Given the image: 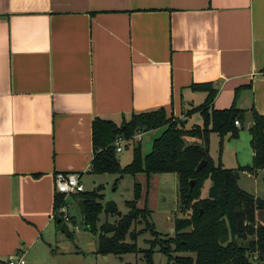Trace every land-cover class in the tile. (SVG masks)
Segmentation results:
<instances>
[{"label": "crops", "instance_id": "obj_1", "mask_svg": "<svg viewBox=\"0 0 264 264\" xmlns=\"http://www.w3.org/2000/svg\"><path fill=\"white\" fill-rule=\"evenodd\" d=\"M263 70L264 0H0V264L50 244L54 175L82 182L95 119L163 108L188 123L206 96L191 88L211 83L213 109L234 105L251 126V110L264 116ZM238 138L220 154L211 133L216 166L252 164Z\"/></svg>", "mask_w": 264, "mask_h": 264}, {"label": "trees", "instance_id": "obj_2", "mask_svg": "<svg viewBox=\"0 0 264 264\" xmlns=\"http://www.w3.org/2000/svg\"><path fill=\"white\" fill-rule=\"evenodd\" d=\"M191 90L205 93L206 96L201 105L187 113H198L202 119L201 126L195 125L189 130L185 129V122L168 118L163 108L132 114L130 120L121 125L95 119L92 124L94 156L89 172L98 176L122 173L143 175L146 180L145 199L151 176L165 173L176 176L180 211L185 212L187 217L175 218L174 236L160 244L161 254L172 264H261L264 262V226L257 223L256 214L264 209V205L238 188L235 174L264 170V116L251 110L252 125L248 130L249 146L253 152L252 164L237 170H225L221 164L216 166L210 159L209 136L211 133L219 135L221 154L223 140L228 134L233 139L239 137L238 127L244 121V111L237 110L234 105L224 111L214 110L213 98L217 90L211 83L193 85ZM235 121H238V127ZM162 127L163 133L153 141L151 151L143 155L140 146L135 147L131 163L122 168L113 147L115 139L122 136L131 140L138 133L146 134ZM200 162H205L206 166L196 172ZM208 180L211 187L207 198H202L201 189ZM191 182H194V186L190 190ZM73 196L78 200L85 229L98 236V255L121 256L138 252L134 242L141 232H136L133 226L146 222L151 215L146 200L143 208L137 206L143 198L140 184L134 185V199L125 204L128 212L121 216L117 214L114 203L102 204L100 189ZM54 199L55 207L62 202L61 196L55 195ZM101 214L107 218L117 217V221L113 224L104 222L98 228ZM73 220L75 218L72 216ZM55 221L57 223L58 220ZM156 241L151 242L150 250L143 252L146 264H154L152 256ZM171 253L187 256L173 258Z\"/></svg>", "mask_w": 264, "mask_h": 264}, {"label": "rangeland", "instance_id": "obj_3", "mask_svg": "<svg viewBox=\"0 0 264 264\" xmlns=\"http://www.w3.org/2000/svg\"><path fill=\"white\" fill-rule=\"evenodd\" d=\"M201 96V95H199ZM200 98V97H198ZM199 99L196 101V106L201 105L203 102ZM189 117L192 115L187 114ZM201 121V116L197 114L196 117L191 118L186 123L185 129H191L196 121ZM243 124L240 127V146L242 151L251 149L249 146L250 133L248 119L244 117ZM164 128L157 130L147 131L143 134L141 142H130L127 146L123 147V151L118 154L120 159L119 164L122 168L131 163L134 148L140 146L143 155H147L151 151L152 143L155 139L159 138L163 133ZM247 172L242 174L238 173L237 185L240 190L253 195L264 205V170L249 174ZM236 177V175H235ZM150 185L145 199V185L146 180L143 175L131 176L129 174H103L93 175L90 172L83 176L82 182L84 184V191H98L102 195V204L112 202L117 206L118 212L121 215L127 214L128 210L125 207L127 202L134 199V185L140 184L142 186V200L138 202V208L146 206L150 210L151 215L146 222L135 224L133 228L136 232H141L135 240L138 252L134 254H124L121 256H100L97 254V240L98 236L91 234L85 229L83 224V217L80 214L78 200L69 201V213L75 218V223L69 225V231L72 234L67 237L65 234L60 233L58 230L55 232L50 244L42 254H31L29 262L26 257V264H146L144 258V251L151 248V242L156 241V248L152 256L154 264H172L168 258L160 252V244L162 241L172 238L175 234L174 220L175 218H184L185 212L180 211L177 196V180L173 174L165 173L164 175H153L149 178ZM211 187V182L208 180L204 183L201 189V197L207 198V192ZM260 220L264 226V209L260 212ZM117 217H106L101 214L97 227L99 228L104 222L115 223ZM147 224V225H146ZM132 228V229H133ZM126 242L129 243L128 240ZM173 258L187 255H180L171 253ZM31 262V263H30ZM261 264H264L262 262Z\"/></svg>", "mask_w": 264, "mask_h": 264}, {"label": "built area", "instance_id": "obj_4", "mask_svg": "<svg viewBox=\"0 0 264 264\" xmlns=\"http://www.w3.org/2000/svg\"><path fill=\"white\" fill-rule=\"evenodd\" d=\"M234 124L236 127L239 126L238 121H235ZM142 136V133H138L131 140H127L122 136L117 137L113 143L116 153L120 154L123 151L122 148L127 146L131 141L141 142ZM80 179L81 177L79 175L71 173H56L54 175L55 195L62 197V202L54 208L52 214L54 219L68 225L72 223V216L68 211V198L76 194L84 193V184ZM185 217H187V215ZM3 264H25V261L23 255L17 254L8 257Z\"/></svg>", "mask_w": 264, "mask_h": 264}, {"label": "water", "instance_id": "obj_5", "mask_svg": "<svg viewBox=\"0 0 264 264\" xmlns=\"http://www.w3.org/2000/svg\"><path fill=\"white\" fill-rule=\"evenodd\" d=\"M205 166H206V163L205 162H200V164L196 168V172L201 171ZM235 175H236V178H238V174L236 173ZM193 186H194V182H191L189 189L191 190L193 188ZM119 216H121V213H119ZM72 223L74 224L75 223V220H73ZM57 224L59 225L57 230L60 233H63L67 237H69L70 234H71V231H69V225L66 224V223H62L60 221H57Z\"/></svg>", "mask_w": 264, "mask_h": 264}]
</instances>
